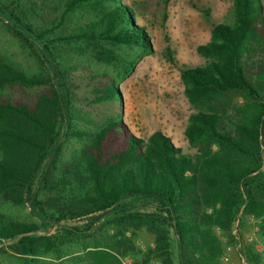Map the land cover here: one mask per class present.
Returning a JSON list of instances; mask_svg holds the SVG:
<instances>
[{
  "label": "trees",
  "instance_id": "16d2710c",
  "mask_svg": "<svg viewBox=\"0 0 264 264\" xmlns=\"http://www.w3.org/2000/svg\"><path fill=\"white\" fill-rule=\"evenodd\" d=\"M0 20L47 69L28 74L0 55V198L29 202L37 215V222L0 215L3 251L24 258L56 253L90 237L113 212L107 223L117 227L121 246L133 248L125 231L153 236L141 264H222L225 247L237 242L236 220L239 254L263 264L243 235L252 217L264 236V0H232L228 21L214 24L209 41L196 47L203 64L180 68L195 110L183 132L193 153L160 130L135 136L122 121L117 80L87 63L114 66L122 48L153 51L130 5L0 0ZM165 53L174 64L169 46ZM133 67L121 68L127 75ZM77 107L94 119L76 117ZM75 120L87 127L75 128ZM72 138L82 147L64 161ZM140 200L152 211H134ZM81 219L89 221L65 225ZM50 222L58 232L39 234Z\"/></svg>",
  "mask_w": 264,
  "mask_h": 264
},
{
  "label": "rangeland",
  "instance_id": "374dc122",
  "mask_svg": "<svg viewBox=\"0 0 264 264\" xmlns=\"http://www.w3.org/2000/svg\"><path fill=\"white\" fill-rule=\"evenodd\" d=\"M122 2L130 5L137 14L138 22L146 26L153 51L141 54L122 48L118 51L121 59L114 66L96 64L90 58L87 59V63L94 71L107 73L117 80L121 94L122 121L135 136L147 138L160 130L172 139L175 146L182 148L183 152L193 153L195 150L188 146L183 132L189 115L195 110L184 94L180 68L182 65L203 64L204 61L197 54L196 47L209 41L210 30L214 24L228 21L232 0H122ZM167 46L174 52V64L166 57ZM0 55L28 74L47 71L31 55L30 49L8 31L1 20ZM131 61L134 67L125 75L121 67ZM74 114L76 117L94 119V113L85 108H75ZM73 124L75 128L87 127V124L79 120H75ZM64 131L62 128L61 136ZM82 144V141L77 139L66 140L63 160L73 159ZM38 197L44 198L41 191H38ZM134 205V211H152V204L149 201L140 200ZM0 215L19 222H37V215L29 202L13 205L0 198ZM112 217L113 212L108 213L94 224L90 237L66 244L56 253H40L34 257L24 258L3 251L6 245L0 244V264H141L142 253L154 247L153 236L145 229L133 233L125 231V237L131 239L133 248L121 246L119 240H123V237H120L117 227L115 224L107 223ZM251 219L256 220L252 217L247 220L243 237L245 243L252 244L256 251L255 245L248 241L252 234ZM88 221L81 219L67 222L65 225L84 226ZM237 221L233 229L238 224ZM58 230V226L50 222L42 226L39 234H54ZM256 237L264 243V236L257 233ZM230 246L233 249L221 263L248 264L245 260L241 262L236 243ZM226 248L227 246L225 251ZM149 264L160 263L154 259Z\"/></svg>",
  "mask_w": 264,
  "mask_h": 264
},
{
  "label": "built area",
  "instance_id": "2783aa9c",
  "mask_svg": "<svg viewBox=\"0 0 264 264\" xmlns=\"http://www.w3.org/2000/svg\"><path fill=\"white\" fill-rule=\"evenodd\" d=\"M252 222V234L251 236H249L248 241H250L251 243H253L255 245L256 251L259 254V256L262 259V262L264 264V243H261L259 240H257L256 234L260 232V228H259V221L258 220H250ZM238 223V221H237ZM237 224L234 227L232 234L235 236V239L237 240L236 242V248L238 249L241 242L238 241V237H237ZM224 241H226V239H224ZM233 248L230 245H227L226 251L224 253V255L222 256L221 260H226V255L229 251H231Z\"/></svg>",
  "mask_w": 264,
  "mask_h": 264
},
{
  "label": "crops",
  "instance_id": "0c3cea01",
  "mask_svg": "<svg viewBox=\"0 0 264 264\" xmlns=\"http://www.w3.org/2000/svg\"><path fill=\"white\" fill-rule=\"evenodd\" d=\"M239 257H240V259H241V262H243L244 261V259H243V257L241 256V255H239ZM228 264H233V263H228Z\"/></svg>",
  "mask_w": 264,
  "mask_h": 264
}]
</instances>
